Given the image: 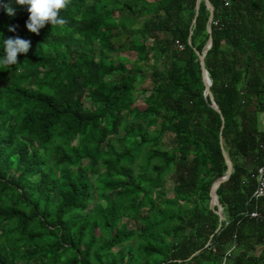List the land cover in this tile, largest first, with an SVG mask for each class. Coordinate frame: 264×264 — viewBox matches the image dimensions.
<instances>
[{
    "label": "trees",
    "instance_id": "16d2710c",
    "mask_svg": "<svg viewBox=\"0 0 264 264\" xmlns=\"http://www.w3.org/2000/svg\"><path fill=\"white\" fill-rule=\"evenodd\" d=\"M208 2L71 0L35 35L0 0V59L31 41L0 65V264H264V0Z\"/></svg>",
    "mask_w": 264,
    "mask_h": 264
},
{
    "label": "clouds",
    "instance_id": "9594fccd",
    "mask_svg": "<svg viewBox=\"0 0 264 264\" xmlns=\"http://www.w3.org/2000/svg\"><path fill=\"white\" fill-rule=\"evenodd\" d=\"M11 2L20 6H27L29 16L25 27L30 33L39 35L40 30L46 25L58 26L66 23L60 13L68 8L71 0H10ZM5 11L9 16L15 14L10 5H5ZM8 31L14 32L15 26H9ZM3 40L5 55L0 59V65L6 68L17 64L18 54H26L31 46V41L19 37H9Z\"/></svg>",
    "mask_w": 264,
    "mask_h": 264
},
{
    "label": "water",
    "instance_id": "95a60500",
    "mask_svg": "<svg viewBox=\"0 0 264 264\" xmlns=\"http://www.w3.org/2000/svg\"><path fill=\"white\" fill-rule=\"evenodd\" d=\"M204 2H205L207 8L210 11L209 21H211V19H212V11H213L212 6L208 2V0H204ZM197 3H198V1H197ZM208 32H210V29H208ZM210 44H211V40L208 41L207 46L205 47V49L203 50L202 54L200 55L199 63H200V69H201V73H202V79H203L204 85H205L204 86L205 87V93L209 96V98L211 100V103L213 104V109L217 110V107H216V105L213 102V97H212V95L210 93V90H209L208 77H207V74H206V70L204 69V61H203L205 53H206L207 49L210 47ZM222 154H223V157H224V160H225L224 163H226V166H227L226 175L224 177L216 180L213 183L212 187H211V208L216 207L215 213L219 217V222H221L223 220V216H222V211H221L220 204H219V201H218V197H217V194H216V189L218 188V186L221 183L225 182L228 179L229 175L231 174V164L229 163V160H228V158H227V156H226L224 151L222 152ZM219 227H220V224H219L218 228ZM197 253L198 252H195L190 258L195 256Z\"/></svg>",
    "mask_w": 264,
    "mask_h": 264
},
{
    "label": "built area",
    "instance_id": "2783aa9c",
    "mask_svg": "<svg viewBox=\"0 0 264 264\" xmlns=\"http://www.w3.org/2000/svg\"><path fill=\"white\" fill-rule=\"evenodd\" d=\"M257 186L254 190L253 197L255 198H264V169L260 168L257 175ZM250 218L255 220H264V211H252L250 213Z\"/></svg>",
    "mask_w": 264,
    "mask_h": 264
},
{
    "label": "rangeland",
    "instance_id": "374dc122",
    "mask_svg": "<svg viewBox=\"0 0 264 264\" xmlns=\"http://www.w3.org/2000/svg\"><path fill=\"white\" fill-rule=\"evenodd\" d=\"M126 54H128L129 55V57L131 58V59H135V55L133 54V53H126ZM145 86H147V83H144V84H142V86H140V88L142 89L143 87H145ZM139 89V88H138ZM133 107H136V108H138V109H142V108H144V105H143V103L141 102V101H136L134 104H133ZM122 132H120L119 133V136H122ZM170 140H171V137L170 136H165L163 139H162V144H164V148L166 149L167 148V146H168V144H170ZM167 193H168V195L171 197L172 196V194H171V189H170V187H167Z\"/></svg>",
    "mask_w": 264,
    "mask_h": 264
},
{
    "label": "crops",
    "instance_id": "0c3cea01",
    "mask_svg": "<svg viewBox=\"0 0 264 264\" xmlns=\"http://www.w3.org/2000/svg\"><path fill=\"white\" fill-rule=\"evenodd\" d=\"M260 250V248H258V251Z\"/></svg>",
    "mask_w": 264,
    "mask_h": 264
}]
</instances>
